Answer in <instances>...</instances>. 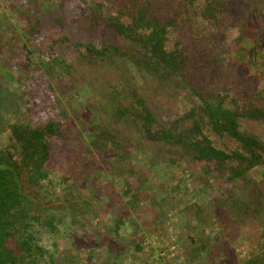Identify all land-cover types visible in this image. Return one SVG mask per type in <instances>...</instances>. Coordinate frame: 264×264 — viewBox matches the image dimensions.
<instances>
[{
    "label": "trees",
    "instance_id": "16d2710c",
    "mask_svg": "<svg viewBox=\"0 0 264 264\" xmlns=\"http://www.w3.org/2000/svg\"><path fill=\"white\" fill-rule=\"evenodd\" d=\"M261 3L264 5V0L16 2L28 19V37L22 44L17 43V49L0 40V59L23 73L17 78L21 87L13 95L17 114L4 111L7 105L2 96L10 89L5 88L6 80L0 76V264L77 261L79 248L75 247L70 257L58 256L57 243L52 249L45 236H58L66 220L70 225L67 229L72 231L81 220L94 215V203L101 197L103 164L111 165L122 204L111 221L115 237H121L126 224L134 223L142 211L150 214L143 220L152 227L148 234L161 231L159 226L169 219V212L159 209L156 197H150L151 172L132 162V144L126 141L123 129H133L142 140L155 144V162H185L201 167L203 175L183 171L184 177L175 182L181 195L184 190L197 193L202 185L208 187L222 180L218 185L221 192L213 203L229 204L230 214L234 210L240 213L236 219L230 216L229 226L211 238L205 233L206 227L213 225L210 213L204 217L201 209L206 206L197 198L190 200L184 211L197 210L192 218L194 225L178 248L189 264H197L209 253L211 258L219 246L226 252L228 242L223 232L234 227V220L250 214L246 212L251 202L250 183L258 180L254 173L260 171V177L264 173V142L248 127V122H264L261 34L247 51L248 62L258 71L232 67V47L246 40L244 33L250 27L253 8ZM74 4L78 5L79 18H67L66 11ZM98 26L117 34L125 43L101 35ZM119 59L157 76L173 93L172 104L176 107L169 109L138 90L133 91L130 103L124 104L118 99L124 91L117 90L110 95L112 108L108 110L113 124L104 120L94 124L90 149L84 152L79 128L58 109V99L64 95L57 92L44 63L53 66L59 60L65 68L64 77H73L78 68ZM91 160L99 163L84 175L80 168ZM57 165L63 169L62 174ZM250 176L253 180L246 182ZM239 181V187H232ZM88 182H93L90 188ZM148 199L152 204L147 209L143 201ZM171 202L172 207L176 205ZM262 209L260 204V209L253 211L263 214ZM137 235L134 232L126 244L111 251L110 261L102 264H119L128 247L142 253L143 237ZM62 237L75 236L68 232ZM99 253V249L90 250L88 259L97 258ZM250 255L236 262L264 264V242L258 250L251 249Z\"/></svg>",
    "mask_w": 264,
    "mask_h": 264
},
{
    "label": "rangeland",
    "instance_id": "374dc122",
    "mask_svg": "<svg viewBox=\"0 0 264 264\" xmlns=\"http://www.w3.org/2000/svg\"><path fill=\"white\" fill-rule=\"evenodd\" d=\"M21 0H0V40L3 38L10 43L12 49H15L17 43L22 44L27 39V31L25 25L27 23V17L22 16L20 7L16 5V2ZM32 1V0H30ZM43 3L45 0H38ZM257 7V8H256ZM264 8L263 3L255 6L253 9L252 19L249 22V29L245 31V39L239 41L232 48L233 55L232 60L233 68L238 70L250 71L258 68L253 66L251 62H248L249 54L248 49L252 46L256 40V36L260 35V43L264 48ZM42 10L47 11L41 7ZM40 11V9H39ZM80 11L78 5L74 4L66 11L67 18H79ZM22 17V18H21ZM262 20L263 23H260ZM257 24V25H256ZM258 28V30H256ZM99 33L108 34L110 37H114L125 43V40L120 38L117 34L104 30L102 26H98ZM17 49V48H16ZM260 62H263L264 53L262 52ZM1 58V57H0ZM44 68L52 78V83L56 87L59 94H63L58 99V106L66 119L74 122L79 128L82 135V146L84 152L90 149V139H92V127L94 124L100 121H106L113 124V118L108 114V110L112 108V100L110 95L116 93L117 90L124 91V94L119 95V100L124 104H129L131 98H133L134 90H138L140 94H149L155 102L162 103L168 106L169 109H175V104H172L173 93L167 88V85L160 81L157 76L146 74L139 70L132 62L119 59L114 63H103L98 66H85L84 68H78L73 77H64V65H60L59 60H55L53 66H47L49 64L44 63ZM264 64V63H263ZM22 71L9 66L0 59V76L6 80L5 88L10 89V93L6 92L2 96L3 103L7 107L4 111H14L17 114L16 106L13 100V95L18 92L21 85L18 83V76L23 73ZM21 75V76H22ZM6 103V104H5ZM2 109H0V112ZM250 131L255 133L260 140L264 142V122H248ZM123 136L126 141L132 144L133 155L132 162L136 167L151 172L152 181L149 183L150 197L154 196L158 200L159 209H167L169 212L168 220L164 224H159L161 231H157L152 235L148 234L152 231V227L146 225L143 220L148 219L150 214H142L137 216L134 223L128 222L126 224V230L122 232V236H116L112 231L111 221L114 222V216L117 210L121 207V199L119 196V190L117 188V182L114 181V174L112 175L111 165L106 166L103 164L104 175L99 181L101 197H97L94 203L95 211L94 215L81 220V224L72 231L67 229L70 225L69 220L64 223V227L61 229V233L47 234L45 240L49 243L52 249H54V242L57 243L56 252L58 256H71V252L76 248H79V259L73 264H102L109 262L112 256L111 251H115L122 245L126 244L125 241L134 237V232H137L140 237H143L144 251L142 253H134L131 251V247L120 257L119 264H189L186 255L180 251V244L183 238L190 235L192 231V225H194L193 216L195 212L184 211L186 204L197 198L200 204H204L202 215L207 217L210 213V221L212 226H207L205 233L211 238L216 237L217 234L222 232L220 229L229 226V217H234L240 213L238 210H234L233 213H229V204H222L217 206L213 203V199L221 192L218 188L219 184H222V180L217 183L206 186L202 185L197 193L192 190L190 192H179L174 184L184 177L183 171H188L190 174L196 172L203 175L204 172L199 166L191 165V163H176L173 165L169 161L157 160L154 161L153 154L157 153L156 146L153 142H146L142 140L139 134H136L133 129H123ZM159 148V147H158ZM99 161H88L86 165L80 168L84 175H87L95 169ZM58 166V165H57ZM57 170L62 174L63 169L58 166ZM67 168H65V171ZM58 172V173H59ZM260 171L258 173V180L256 183L251 184L252 176L248 177L246 182L250 183L251 202H248L247 214L245 218L234 220L233 226L229 227V231L223 232V239L228 242V246L225 248L227 251H221L220 246L213 253L212 257L208 255L203 256L196 263L208 264H235L241 263L244 259L251 256V249L258 250L261 247V243L264 242V173L262 172L260 177ZM254 179L255 176L253 175ZM185 180L188 179L185 178ZM242 181L236 182L232 187H239ZM93 183V182H90ZM89 182L87 186L90 188ZM186 184V183H185ZM211 187V188H210ZM225 187V186H223ZM246 188V187H245ZM247 189V188H246ZM245 194V195H249ZM87 197V196H86ZM171 201L176 204L172 207ZM152 202L150 200L143 201V207H150ZM263 208V214L260 210V214L253 211V209ZM252 210V211H251ZM251 211V212H250ZM149 212V211H148ZM242 213V212H241ZM262 214V215H261ZM193 218V219H192ZM229 219V220H228ZM232 219V218H231ZM162 220V219H161ZM138 225V226H137ZM155 230V229H154ZM219 230V231H218ZM156 231V230H155ZM70 232L75 237L65 239L62 237V233ZM145 234V235H142ZM61 235V236H59ZM142 235V236H141ZM135 236V237H137ZM182 236V237H181ZM113 244V246L111 245ZM99 249L100 253L97 254V258L88 259L90 250ZM250 252V253H249ZM234 254V255H233ZM237 261V262H236ZM237 263V264H238Z\"/></svg>",
    "mask_w": 264,
    "mask_h": 264
}]
</instances>
